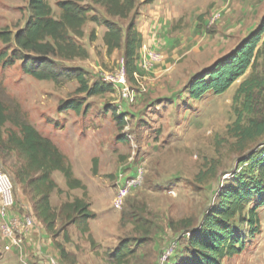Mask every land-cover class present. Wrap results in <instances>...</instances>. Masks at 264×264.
Returning <instances> with one entry per match:
<instances>
[{
	"label": "rangeland",
	"instance_id": "obj_1",
	"mask_svg": "<svg viewBox=\"0 0 264 264\" xmlns=\"http://www.w3.org/2000/svg\"><path fill=\"white\" fill-rule=\"evenodd\" d=\"M46 1L52 17L57 19L59 0ZM170 1L165 16L167 24L161 34L155 38L145 34L143 38L145 50L159 52L163 59L152 63L151 73L138 82L125 80L133 102L123 99L120 89L113 85L111 94L90 98L81 95L80 113L58 112V102L74 96V82L56 86L36 81L21 73L19 62L3 67L0 61V98L7 105L10 117L17 106L24 119L56 145L66 157L73 177L84 186V190H69L62 175L53 173L52 179L62 193L52 194L51 205L58 209L64 202L81 199L96 214L88 222L92 246L87 235H81L72 225L65 229L69 242H64L62 235L54 241L70 254L73 264H114L109 255L124 238L139 240L130 243L135 253L126 264H175L183 258L187 238L180 221L197 223L215 201L219 187L234 171L237 159L264 142L263 136L256 142L242 143L241 148L232 137L237 118L235 109L239 108L233 98L248 74L220 96L209 93L193 101L186 90L192 77L209 70L247 35L248 24H238L242 14L235 10L234 0ZM26 2L0 0V30L14 33L23 27L28 17ZM83 4L93 8L100 18H106L103 9L94 6L91 0H83ZM145 7L140 8V13ZM213 12H220V18L208 26ZM83 30L81 44L89 58L64 65L82 68L91 81L114 77L121 53H106L103 27L89 22ZM91 31L95 32L94 42L88 40ZM12 49L11 44L0 41V54L9 55ZM145 50L141 48L139 53L140 66ZM164 66L170 67V72L159 76ZM140 86L146 88L144 93L137 92ZM113 114L123 117L121 130ZM241 125H246L245 119ZM138 167L142 168L141 185L131 192L121 210H114L111 201L117 187ZM0 169L13 177L10 168L0 165ZM14 195L17 202L6 215L29 217L32 210L29 197L16 185ZM131 206L144 223L143 230H150L143 240H140L141 232L129 224ZM259 218V235L246 243L240 255L222 264H264V207L259 210ZM6 219L0 214V223ZM4 243L0 234V264H22L15 253H22V249L5 252ZM169 248L173 250L170 252Z\"/></svg>",
	"mask_w": 264,
	"mask_h": 264
},
{
	"label": "trees",
	"instance_id": "obj_2",
	"mask_svg": "<svg viewBox=\"0 0 264 264\" xmlns=\"http://www.w3.org/2000/svg\"><path fill=\"white\" fill-rule=\"evenodd\" d=\"M154 2L91 0L94 6L103 9L106 18H100L93 8L83 4V0H59L56 7L60 15L55 19L46 0H27L28 17L23 27L14 33L0 30V41L13 46L9 55L0 54L2 66L19 62L23 75L56 86L74 82V96L59 101L57 111L80 113L83 110L81 95L99 97L114 91L110 83L100 79L91 81L82 68L64 65L89 58L88 51L81 44L85 24L90 22L105 29L102 42L106 53H121L125 78L133 83L134 76L138 74L136 65L140 58L139 51L143 46V37L137 27L140 8ZM95 39V32L91 31L88 40L94 42ZM247 74L233 98V103L239 108L235 109L237 118L232 137L238 140L241 148L242 143L256 142L264 136V15L259 24L229 53L217 59L209 70L190 79L186 87L188 97L199 101L209 93L223 95ZM13 111V117H10L7 105L0 98V165L12 170L13 187H21L22 194L29 197L35 219L50 236L62 262L73 264V260H69L70 254L54 241L62 235L63 241L69 242L65 229L72 225L81 235H87L92 246L88 222L96 214L81 199L64 202L58 209L51 205L52 194L62 193L52 179L53 173L62 175L69 190H84V186L73 177L66 157L56 145L40 135L24 119L17 106ZM113 115L121 130L123 117ZM244 119L246 125L242 126ZM263 207L264 142L256 144L237 159L234 171L219 187L215 201L197 223L180 221L181 230L187 234V238L183 258L175 264H222L240 255L246 243L260 233L259 210ZM131 209L129 224L141 232L140 240H143L150 230H143L144 223L134 206ZM124 221L122 214L121 223L124 224ZM133 241L139 243L136 238H124L118 242L109 255L114 264H126L134 255L130 245Z\"/></svg>",
	"mask_w": 264,
	"mask_h": 264
},
{
	"label": "crops",
	"instance_id": "obj_3",
	"mask_svg": "<svg viewBox=\"0 0 264 264\" xmlns=\"http://www.w3.org/2000/svg\"><path fill=\"white\" fill-rule=\"evenodd\" d=\"M164 2V0H155L153 4L145 7L144 12L140 13L138 30L143 38H145V34L152 35L155 38L157 35L161 34L163 26L167 24L165 21H167L168 18L165 16L169 11L171 1L168 0ZM234 8L237 12L242 14L239 16L238 24H248L246 32L248 34L259 24L261 17L264 15V0H234ZM139 63L140 60L136 65L138 71L137 76L138 79H143L144 75L147 77V74L151 73L152 66L146 69L143 67V64L140 66ZM160 71L159 76H163L170 72V67L164 66ZM145 91L146 88L143 90L139 89L137 92L140 94V92L144 93ZM29 216L33 218L34 225L26 233L17 237L19 246L15 247V250L22 249V253L15 252L14 250L19 261H21L22 264H49L48 259L50 258L57 262V264H63L58 250L52 245L49 235L35 219L32 210ZM73 253L76 255L75 252Z\"/></svg>",
	"mask_w": 264,
	"mask_h": 264
},
{
	"label": "built area",
	"instance_id": "obj_4",
	"mask_svg": "<svg viewBox=\"0 0 264 264\" xmlns=\"http://www.w3.org/2000/svg\"><path fill=\"white\" fill-rule=\"evenodd\" d=\"M220 18V12H213L210 18L207 21L208 26H211L218 22ZM142 48L145 50V46ZM162 54L159 52H153L149 50H145L143 67L149 69L152 63H156L161 61ZM123 60L120 59L118 62L117 73L114 77H107V81L111 82L112 85L117 86L120 89L121 97L128 102H133V97L125 84V72L123 66ZM135 80L138 82V76L135 75ZM106 79L103 81L107 82ZM143 86H140V90H143ZM133 94V93H132ZM142 183V168L138 167L134 170V174L125 177L122 183L117 187L114 197L111 201V207L114 210H121L126 202V199L129 197L132 191L138 188ZM15 195H14V187L13 182L5 172L0 169V214L6 220H3L0 223V234L1 239L5 242L3 246V250L5 252L11 251L13 248L19 246V242L17 241L15 234L23 235L26 233L33 225V218L31 216L21 218L14 217L9 218L7 215L15 206ZM8 213V214H7ZM7 214V215H6ZM7 216V217H6ZM170 252L173 248H169ZM163 260V258H162ZM49 264H57L52 259H48Z\"/></svg>",
	"mask_w": 264,
	"mask_h": 264
}]
</instances>
